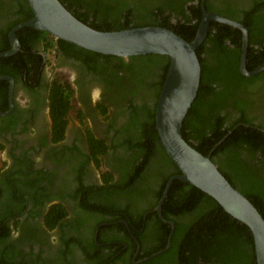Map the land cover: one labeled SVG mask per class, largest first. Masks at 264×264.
<instances>
[{
    "label": "trees",
    "instance_id": "trees-1",
    "mask_svg": "<svg viewBox=\"0 0 264 264\" xmlns=\"http://www.w3.org/2000/svg\"><path fill=\"white\" fill-rule=\"evenodd\" d=\"M60 1L78 19L100 31L159 26L191 41L196 37L203 18L202 0ZM234 1L226 0L225 6H215V3L207 0L206 8L241 22L249 30L246 66L253 71L264 63V0H253L249 5L241 0L234 4ZM33 16L28 0H0V53L11 48L10 31ZM17 36L21 49L12 56L0 58V75H10L15 83L23 82L27 88L35 90L42 85L46 66L35 46L41 38L45 41L46 51L56 44L49 32L32 27L20 29ZM57 43L67 55L89 53L107 57V62H115L116 73H109L107 80L123 84V79L131 75L137 79L149 75L156 78V96L152 103L145 101L139 105L131 99L126 106L130 117L125 131L132 132L134 129L135 132L126 136L121 143H113V148L123 147L126 151L119 168L120 179L116 180L114 174L107 170V191H103V187L91 190L90 198L84 200L81 197L80 202L84 210L101 214L105 210L104 203H95L91 197L107 193V222H112L107 223V242L113 241L116 246L115 254L111 256L118 255L123 247L120 245L121 232H129L126 223L117 222L125 219L142 244L140 256L149 257L168 245L172 225L159 216L157 206L170 178L181 174L163 146L156 127V107L168 74L170 58L167 55L147 54L132 56L128 61L124 57L91 51L65 40L58 39ZM241 53L242 31L211 21L208 35L197 49L202 65L201 85L184 119L182 134L190 145L204 155L212 152L211 159L222 174L252 201L264 217V130L262 124L255 123V118L247 115L242 99L244 94L249 95L254 91L260 79H264V71L253 77L244 75L239 69ZM9 86L8 80H0V108L3 111L9 107ZM72 94L73 89L68 82H53L50 106L57 141L62 140L65 133L68 110L72 108ZM4 146L0 142V152ZM108 147L107 144V151ZM2 181L7 182L5 175ZM84 185L82 182L79 189L88 190L89 187ZM119 192V196L133 193L135 200L131 202L127 198L125 202H115L113 196ZM22 197L21 192L16 194V205H8L2 217L17 218L25 205L17 206L24 201ZM31 199L43 202L36 196ZM10 202L13 203V200ZM133 206L139 210L135 211ZM60 207L59 204L51 206V211L46 215L52 228L58 221L55 217L67 216L65 208ZM162 214L176 225L171 246L140 264H258L251 229L198 187L180 179L174 180L163 202ZM8 229L4 226L0 232V264H19L20 257L25 259L26 253L34 251V248L26 251L22 243L17 242L2 245L1 242L8 238ZM128 237L132 236L128 233ZM66 240L67 236L64 243ZM100 240L104 241L103 236ZM129 246L138 247L136 242ZM58 253V260L66 259L64 248ZM111 259L114 257L109 256L107 262ZM127 262L131 264L130 259Z\"/></svg>",
    "mask_w": 264,
    "mask_h": 264
},
{
    "label": "flooded vegetation",
    "instance_id": "flooded-vegetation-1",
    "mask_svg": "<svg viewBox=\"0 0 264 264\" xmlns=\"http://www.w3.org/2000/svg\"><path fill=\"white\" fill-rule=\"evenodd\" d=\"M241 1L248 5L253 3V0ZM225 2L210 0L215 6H225ZM53 39L56 45L47 51L43 38L35 46L46 62L42 85L30 90L23 82L14 81L13 98L10 99L11 83L8 80L9 107L5 111L0 108L4 113L10 111L6 115L0 114V142L5 145L0 152V160L4 161L0 165V232L4 226L10 231L1 244L22 243L26 251L34 248L26 253L25 259L20 257L19 264H129L128 259L131 264H140L146 258L140 256L142 244L125 219L117 222L126 223L129 232H121L120 245L123 247L118 255L111 256L115 254L116 246L113 241L107 242V223H112L107 222V193L91 197L95 203H104L105 210L101 214L84 210L80 202L81 197L84 200L90 198L91 190L103 187V191H107V170L116 180L120 179L119 168L126 151L123 147L113 148V143H121L135 132L134 129L125 131L130 117L126 106L131 99L139 105L145 101L152 103L156 96V78L149 75L137 79L131 75L123 79V84L107 80L109 73L117 69L115 62H107V57L89 53L67 55L58 45V39ZM129 58L126 59L129 61ZM53 59L58 71L56 75L48 72ZM55 80L66 81L73 89L65 133L58 141L53 133L50 106V90ZM259 83L255 84L254 91H250V96L244 94L242 99L247 115L255 118V123L262 124L264 130V79ZM4 175L7 182L2 181ZM82 182L89 187L88 190L79 189ZM19 192L24 201L17 206L25 203L22 212L17 218L2 217L8 205H16L15 195ZM120 193L113 196L115 202H125L127 198L131 202L135 200L133 193L119 196ZM33 196L43 202H34ZM55 204L63 206L67 216L55 217L58 221L52 228L46 215ZM132 208L139 210L136 206ZM128 233L132 237H128ZM65 236L66 243L63 241ZM101 236L104 241L100 240ZM134 242L138 247L129 246ZM63 248L66 259L58 260V251ZM109 256L114 259L107 262Z\"/></svg>",
    "mask_w": 264,
    "mask_h": 264
},
{
    "label": "water",
    "instance_id": "water-1",
    "mask_svg": "<svg viewBox=\"0 0 264 264\" xmlns=\"http://www.w3.org/2000/svg\"><path fill=\"white\" fill-rule=\"evenodd\" d=\"M34 16L16 25L10 31L11 48L1 52V57L12 56L21 49L17 31L32 27L50 33L54 38L65 40L79 47L102 54L129 58L137 55L161 54L170 58V66L156 107V127L163 146L181 170L168 181L157 211L159 216L172 225L165 249L146 257L144 261L169 249L175 232V222L164 218L162 205L174 180L190 183L216 199L235 219L246 224L252 231L258 264H264V217L259 209L241 191L235 188L211 159L190 145L182 134V126L192 107L201 85L202 65L197 49L204 43L211 21L228 24L243 33L240 69L246 76L264 71V63L253 71L246 67L249 50V31L240 22L222 14L209 11L202 0L203 18L196 37L188 41L168 28L144 26L120 31H100L78 19L60 0H28ZM9 80L10 99L13 98L14 78ZM13 107V104H12ZM0 109V114L6 115Z\"/></svg>",
    "mask_w": 264,
    "mask_h": 264
},
{
    "label": "rangeland",
    "instance_id": "rangeland-1",
    "mask_svg": "<svg viewBox=\"0 0 264 264\" xmlns=\"http://www.w3.org/2000/svg\"><path fill=\"white\" fill-rule=\"evenodd\" d=\"M54 62L55 60L53 59V62H51L48 66V72L50 75H56L58 72L57 70H55ZM1 164H4V161L0 160V165Z\"/></svg>",
    "mask_w": 264,
    "mask_h": 264
}]
</instances>
